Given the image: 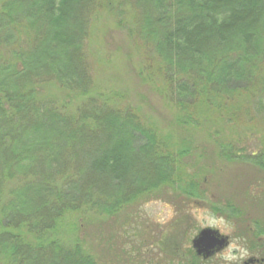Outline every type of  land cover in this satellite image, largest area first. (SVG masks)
<instances>
[{"label": "trees", "instance_id": "trees-1", "mask_svg": "<svg viewBox=\"0 0 264 264\" xmlns=\"http://www.w3.org/2000/svg\"><path fill=\"white\" fill-rule=\"evenodd\" d=\"M108 32L171 132L143 112L150 98L93 79ZM259 117L264 0H0V264H102L82 230L158 195L199 197L198 140L264 170Z\"/></svg>", "mask_w": 264, "mask_h": 264}, {"label": "rangeland", "instance_id": "rangeland-1", "mask_svg": "<svg viewBox=\"0 0 264 264\" xmlns=\"http://www.w3.org/2000/svg\"><path fill=\"white\" fill-rule=\"evenodd\" d=\"M103 28L114 31L106 23ZM97 38L90 46L89 53L94 55L91 63L98 60V49L102 50L99 54L106 57H100L104 60L101 62L104 68L100 71L92 65L96 83L111 87L116 82L117 87L127 88L132 99L139 101L142 95L149 99L151 94L148 89L133 76L138 58L134 57L132 64H126L124 44H129L124 34L108 32ZM150 103L155 106V113L147 107L143 112L153 116L157 122L161 121L159 126L163 134L171 132L167 124L169 112L158 99L152 97ZM259 119L264 122V117ZM196 145L194 166L190 170L203 183L200 186L203 193L199 197L183 199L175 207L168 202V197L158 195L150 201L140 202L136 207H127L115 220H99L94 227L87 226L82 230L85 250L102 264H123V261L124 264H194L196 260L187 248L190 247L189 239L198 230L213 228L228 236L241 237L247 231L244 227L246 222L257 221L259 227H264V170L247 162H223L215 156L217 150L211 141L198 140ZM249 151L258 152V148L253 147ZM174 232L184 234L181 240L176 239L181 250H174ZM163 236L165 240H162ZM237 239L233 246L207 264L239 262V257L231 262L223 259L226 253L232 255V250L238 248L242 240Z\"/></svg>", "mask_w": 264, "mask_h": 264}, {"label": "flooded vegetation", "instance_id": "flooded-vegetation-1", "mask_svg": "<svg viewBox=\"0 0 264 264\" xmlns=\"http://www.w3.org/2000/svg\"><path fill=\"white\" fill-rule=\"evenodd\" d=\"M245 226L247 231L246 233L244 232L245 234L243 233V236L241 237L236 234V236H228L222 234L217 229H210L214 232V235L212 236L214 240H208L204 246L200 245V254H197V251L193 248V242L198 238L199 233L204 229L198 230L192 236V238L189 239L190 247L187 248V250H189V252L192 254L194 260H196L194 264H207L208 262H211L213 258L222 255L225 250L233 246L235 242L234 240L237 237L239 238L237 240H242L243 243L240 241L241 243L238 244V248H234L231 254L232 256L239 257L241 260L232 264H264V227H259L257 221L246 222L244 227ZM174 235L176 236L175 242L173 243V246L175 247L174 250H181V246L178 244L180 242L178 240L179 238L180 240L182 237L184 238V234H182V232H174ZM163 238L164 236L162 237V240H165V238ZM177 238L178 240L176 241ZM218 242H222V245H219ZM242 251L246 253V256L243 258H241L240 255Z\"/></svg>", "mask_w": 264, "mask_h": 264}, {"label": "water", "instance_id": "water-1", "mask_svg": "<svg viewBox=\"0 0 264 264\" xmlns=\"http://www.w3.org/2000/svg\"><path fill=\"white\" fill-rule=\"evenodd\" d=\"M213 235L214 232L210 229H204L199 233L198 238L193 242V248L197 251V254H200V245L204 246L208 240H214ZM218 244L222 245V242H218Z\"/></svg>", "mask_w": 264, "mask_h": 264}, {"label": "clouds", "instance_id": "clouds-1", "mask_svg": "<svg viewBox=\"0 0 264 264\" xmlns=\"http://www.w3.org/2000/svg\"><path fill=\"white\" fill-rule=\"evenodd\" d=\"M244 256H246V253L242 251V252H241V258H243ZM223 259H224L226 262H231V261L236 260L237 257L232 256V255L226 253V254L223 256Z\"/></svg>", "mask_w": 264, "mask_h": 264}]
</instances>
